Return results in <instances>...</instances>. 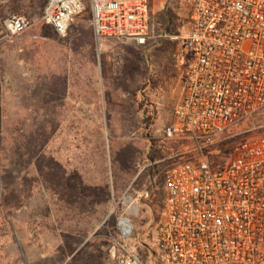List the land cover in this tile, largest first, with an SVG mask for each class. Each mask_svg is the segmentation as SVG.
Wrapping results in <instances>:
<instances>
[{
  "label": "rangeland",
  "instance_id": "obj_1",
  "mask_svg": "<svg viewBox=\"0 0 264 264\" xmlns=\"http://www.w3.org/2000/svg\"><path fill=\"white\" fill-rule=\"evenodd\" d=\"M48 2L0 0V264H121L128 255L139 264H158L155 238L165 214L166 173L201 156L191 141L162 136L186 86L182 0H149L154 32L167 38L142 47L113 40L101 45L87 0L67 33L58 35L41 17ZM13 16L30 23L14 35L8 29ZM97 82L107 101L109 136L116 137H102L111 153V184L126 183L127 194L141 192L130 206L115 194L108 216L101 177L95 202L69 196L64 181L69 131L98 129L84 111L99 98ZM72 101L81 104L80 121L77 106L71 120ZM263 134L264 109L223 133L202 155L212 168H222L236 143ZM94 135L100 141L101 134ZM131 144L138 153L143 144L147 157L159 163L144 166L129 186ZM123 218L131 224L125 236Z\"/></svg>",
  "mask_w": 264,
  "mask_h": 264
},
{
  "label": "built area",
  "instance_id": "obj_2",
  "mask_svg": "<svg viewBox=\"0 0 264 264\" xmlns=\"http://www.w3.org/2000/svg\"><path fill=\"white\" fill-rule=\"evenodd\" d=\"M87 1L98 41L142 47L167 38L154 32L149 0ZM182 1L186 86L162 136L191 141L201 156L166 173L158 264H264V134L236 143L222 168H212L202 155L264 109V0ZM83 9V0H49L41 17L64 36ZM8 24L14 35L30 23L13 16ZM121 264L139 261L128 255Z\"/></svg>",
  "mask_w": 264,
  "mask_h": 264
},
{
  "label": "crops",
  "instance_id": "obj_3",
  "mask_svg": "<svg viewBox=\"0 0 264 264\" xmlns=\"http://www.w3.org/2000/svg\"><path fill=\"white\" fill-rule=\"evenodd\" d=\"M51 27V26H50ZM52 28V27H51ZM95 36V33H94ZM113 40V39H103L101 40L104 44L105 42ZM115 41V40H113ZM129 44V43H128ZM98 83V84H97ZM95 83L94 89H98L100 95L99 98H94L93 101H89V104H85V113L90 114L92 116V120L90 121H97L99 122L98 129H94L93 132H86L83 133L81 129L73 130L71 133L69 131V136H71V140L68 142V156L63 163V168L66 173L65 186L68 191V195H74L75 197H78V200L80 198H83L84 201H93L95 202V196L98 193V180L99 177L102 179V183L100 187H103L104 189H107V194L109 198L104 201L105 205L103 209L107 211V216L111 212L112 207V200L115 199L114 195L116 194V199L118 202H121V205H124L125 203H128V206L132 205L134 201H136L139 196L141 195V192L137 190V195L133 194H127V188L126 183L119 185L116 188H113L111 184V170L109 161L111 158V153L109 151V148L105 149L107 147L105 141H102V137L106 139V137H110L112 140H115V135L109 136L108 126H107V119L109 115H107V101L101 97V89L103 87L101 82ZM98 87V88H97ZM81 101V100H79ZM80 104V102H79ZM76 105L74 101L71 103V107H69V112H71V120L74 121V114H75V108L77 106L78 110V117L77 120H81V104ZM96 104V105H95ZM98 114H97V113ZM125 131H128L127 128ZM123 132V131H122ZM101 134L100 141L97 142L95 138H97L96 135L91 136V134ZM122 143H118L120 146ZM123 145V144H122ZM132 146L134 144H131ZM104 147V148H103ZM134 152L131 155V158L129 161H132L131 168H128L131 170V174L129 178L131 177V180L129 182V186L133 183V181L136 179L137 175L143 172L144 166L146 165H155L157 164L156 161H152L147 157L148 148L143 146L138 150L139 153L135 150L138 149L137 147H134ZM89 150V151H87ZM118 152V151H117ZM117 154H120L121 156H124V154H127V151L119 152ZM103 160L102 163H97L98 161ZM144 161H148L150 163H145ZM142 163V164H141ZM142 165V166H141ZM126 171V169L124 170ZM121 172H123L121 170ZM122 177H127V175H123ZM107 179L110 182L107 184ZM147 179L142 180L141 184L143 185V181L146 182ZM102 193H106L105 190L101 191ZM143 193V192H142ZM127 206V207H128ZM129 210V209H128Z\"/></svg>",
  "mask_w": 264,
  "mask_h": 264
},
{
  "label": "bare ground",
  "instance_id": "obj_4",
  "mask_svg": "<svg viewBox=\"0 0 264 264\" xmlns=\"http://www.w3.org/2000/svg\"><path fill=\"white\" fill-rule=\"evenodd\" d=\"M121 227L122 230L124 231V234H127L129 232V230L131 229V224L127 219H121Z\"/></svg>",
  "mask_w": 264,
  "mask_h": 264
},
{
  "label": "trees",
  "instance_id": "obj_5",
  "mask_svg": "<svg viewBox=\"0 0 264 264\" xmlns=\"http://www.w3.org/2000/svg\"><path fill=\"white\" fill-rule=\"evenodd\" d=\"M180 11H182V14L184 13V20H185L184 29H186L187 28V17H186V9H185V5H184L183 1L180 3ZM151 160L156 161V159L154 157H152Z\"/></svg>",
  "mask_w": 264,
  "mask_h": 264
},
{
  "label": "water",
  "instance_id": "obj_6",
  "mask_svg": "<svg viewBox=\"0 0 264 264\" xmlns=\"http://www.w3.org/2000/svg\"><path fill=\"white\" fill-rule=\"evenodd\" d=\"M123 219H126V218H123ZM128 220V219H127Z\"/></svg>",
  "mask_w": 264,
  "mask_h": 264
}]
</instances>
